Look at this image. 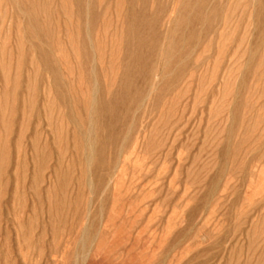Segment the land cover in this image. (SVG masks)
Returning <instances> with one entry per match:
<instances>
[{
	"label": "rangeland",
	"instance_id": "374dc122",
	"mask_svg": "<svg viewBox=\"0 0 264 264\" xmlns=\"http://www.w3.org/2000/svg\"><path fill=\"white\" fill-rule=\"evenodd\" d=\"M0 264H264V0H0Z\"/></svg>",
	"mask_w": 264,
	"mask_h": 264
}]
</instances>
